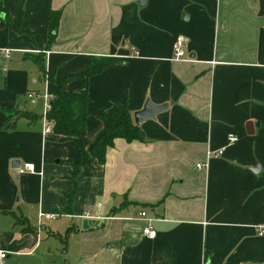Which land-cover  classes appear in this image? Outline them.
I'll return each instance as SVG.
<instances>
[{
    "label": "crops",
    "instance_id": "0c3cea01",
    "mask_svg": "<svg viewBox=\"0 0 264 264\" xmlns=\"http://www.w3.org/2000/svg\"><path fill=\"white\" fill-rule=\"evenodd\" d=\"M138 2L0 0L3 264H264V0ZM104 57L115 62L64 85L86 84V153L99 115L166 109L79 166L69 137L44 132V107L53 81ZM24 162L35 173L18 175Z\"/></svg>",
    "mask_w": 264,
    "mask_h": 264
},
{
    "label": "trees",
    "instance_id": "16d2710c",
    "mask_svg": "<svg viewBox=\"0 0 264 264\" xmlns=\"http://www.w3.org/2000/svg\"><path fill=\"white\" fill-rule=\"evenodd\" d=\"M57 15L49 14L48 26L52 31L56 25ZM113 58H89L84 70L78 74L69 76L55 82L56 90L51 92L48 100V109L45 119L51 123L50 131L54 134L69 137L79 155V166L83 165L87 158H94L99 164H103L105 150L112 146L114 139H123L126 142L140 138L138 127L130 118L129 111L125 106H119L115 112H107L98 116L102 125V131L96 138L93 145L86 153L83 150L81 138L84 133V123L88 116L86 104L88 95L86 84L72 92L64 90V85L71 80L83 79L102 72L109 65L113 64ZM41 77H45L43 66L39 59H35ZM51 81V80H50ZM5 112L8 113L7 110ZM28 121L30 116L26 117Z\"/></svg>",
    "mask_w": 264,
    "mask_h": 264
},
{
    "label": "built area",
    "instance_id": "2783aa9c",
    "mask_svg": "<svg viewBox=\"0 0 264 264\" xmlns=\"http://www.w3.org/2000/svg\"><path fill=\"white\" fill-rule=\"evenodd\" d=\"M185 43V39L182 36H177L175 37L173 43H172V57L176 60L178 59H182L183 57V45ZM9 54V50H4L3 51V55L5 58L8 57ZM28 98L32 97V94L27 95ZM49 100V98H47ZM48 109V102L45 103V107H44V114H43V118L45 120V128H44V132L48 133L50 132L51 129V123L49 121H47L45 119V113ZM237 140V138L235 136H233L232 134H228L226 136V143L227 144H232L235 143ZM222 152V148L217 150L216 152H207L206 153V158H210V157H215V156H219ZM195 167L197 169H201V168H205L206 164L205 163H198L195 165ZM15 172L18 175H22V174H33L35 173L34 167L32 164L28 163V162H24L22 164H20L16 169ZM49 219H53L55 217V215L50 214L47 216ZM138 218H144L145 217V212H139L137 214ZM141 234L147 238V239H152L155 236V231L152 230L150 228V226L146 225L142 231ZM263 234V228H257V235H262ZM6 251L0 246V264H3L5 259H6Z\"/></svg>",
    "mask_w": 264,
    "mask_h": 264
},
{
    "label": "water",
    "instance_id": "95a60500",
    "mask_svg": "<svg viewBox=\"0 0 264 264\" xmlns=\"http://www.w3.org/2000/svg\"><path fill=\"white\" fill-rule=\"evenodd\" d=\"M144 0H139L138 4L142 5ZM166 109L165 104L154 105L149 100H146L142 108L132 114V122L135 126L140 125L143 121L152 119L156 114ZM17 165V164H16ZM254 170H257L255 168Z\"/></svg>",
    "mask_w": 264,
    "mask_h": 264
}]
</instances>
